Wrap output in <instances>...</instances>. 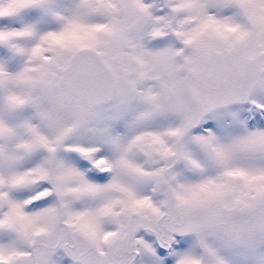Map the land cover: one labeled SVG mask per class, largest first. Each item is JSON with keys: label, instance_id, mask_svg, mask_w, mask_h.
I'll return each instance as SVG.
<instances>
[{"label": "snow or ice", "instance_id": "1", "mask_svg": "<svg viewBox=\"0 0 264 264\" xmlns=\"http://www.w3.org/2000/svg\"><path fill=\"white\" fill-rule=\"evenodd\" d=\"M0 264H264V0H0Z\"/></svg>", "mask_w": 264, "mask_h": 264}]
</instances>
